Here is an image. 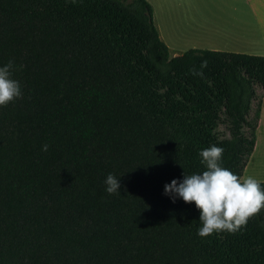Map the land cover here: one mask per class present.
Returning <instances> with one entry per match:
<instances>
[{
  "label": "trees",
  "instance_id": "trees-1",
  "mask_svg": "<svg viewBox=\"0 0 264 264\" xmlns=\"http://www.w3.org/2000/svg\"><path fill=\"white\" fill-rule=\"evenodd\" d=\"M9 61L22 96L0 106V264H264V209L200 237L195 204L164 194L213 145L241 177L264 57L169 58L145 0H0Z\"/></svg>",
  "mask_w": 264,
  "mask_h": 264
},
{
  "label": "crops",
  "instance_id": "crops-1",
  "mask_svg": "<svg viewBox=\"0 0 264 264\" xmlns=\"http://www.w3.org/2000/svg\"><path fill=\"white\" fill-rule=\"evenodd\" d=\"M145 1L169 58L189 49L264 57V0ZM255 152L257 174L242 173L241 178L251 176L264 182V97L249 159Z\"/></svg>",
  "mask_w": 264,
  "mask_h": 264
},
{
  "label": "clouds",
  "instance_id": "clouds-1",
  "mask_svg": "<svg viewBox=\"0 0 264 264\" xmlns=\"http://www.w3.org/2000/svg\"><path fill=\"white\" fill-rule=\"evenodd\" d=\"M15 70L12 61L0 66V106L22 96L20 83L12 78ZM48 147L43 145L42 151L46 152ZM223 153L224 149L215 145L202 150L199 155L206 170L191 175L183 173L182 180L173 179L164 186V194L173 203L181 198L187 204H195L202 223L197 233L200 237L214 232L236 233L264 209V189L260 182L251 176L238 177L222 167ZM104 183L108 194L121 192L120 177L108 174Z\"/></svg>",
  "mask_w": 264,
  "mask_h": 264
},
{
  "label": "rangeland",
  "instance_id": "rangeland-1",
  "mask_svg": "<svg viewBox=\"0 0 264 264\" xmlns=\"http://www.w3.org/2000/svg\"><path fill=\"white\" fill-rule=\"evenodd\" d=\"M157 14L159 15V12L158 11H157ZM173 29L176 30L175 28H170V31L173 30ZM255 161H256V152L249 159V162L247 164V167H245V170L243 171V176H246V174H251V173L254 174V175L257 174L256 169L254 168L255 167Z\"/></svg>",
  "mask_w": 264,
  "mask_h": 264
}]
</instances>
